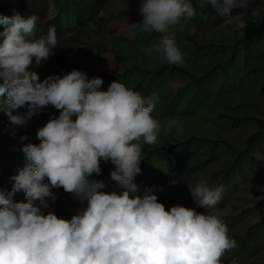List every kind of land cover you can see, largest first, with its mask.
I'll use <instances>...</instances> for the list:
<instances>
[{
    "label": "clouds",
    "instance_id": "9594fccd",
    "mask_svg": "<svg viewBox=\"0 0 264 264\" xmlns=\"http://www.w3.org/2000/svg\"><path fill=\"white\" fill-rule=\"evenodd\" d=\"M248 4L201 0L199 7L230 17ZM139 13L142 21L131 28L160 34L149 51L169 65H183L176 29L183 31L197 16L192 0H142ZM201 18L207 20L203 13ZM37 21L35 14L0 15V111L10 125L20 126L49 105L60 112L38 129V145L22 146L25 165L12 177V190H0V264H221L225 252L238 245L220 218L179 204L166 209L151 190L137 194L143 146L156 144L165 129L151 115L158 96L145 98L117 80L103 90L102 78L89 79L77 69L41 80L29 70L33 60L39 66L59 41L54 27L37 37ZM176 124L169 119L167 130ZM101 161L114 166L110 178L122 191H104L103 180L91 179L101 174ZM55 188L86 207L70 219L43 212L49 208L46 198L56 200ZM189 188L205 209L215 206L223 191L206 180ZM19 191L26 202L14 201Z\"/></svg>",
    "mask_w": 264,
    "mask_h": 264
},
{
    "label": "rangeland",
    "instance_id": "374dc122",
    "mask_svg": "<svg viewBox=\"0 0 264 264\" xmlns=\"http://www.w3.org/2000/svg\"><path fill=\"white\" fill-rule=\"evenodd\" d=\"M58 1L62 3L63 0ZM91 1L93 0H89ZM47 2L48 15L52 18L57 13L58 5H55L56 0ZM200 2L201 0H192L194 6H199ZM141 3L142 0H111L92 25L67 34L61 44L69 68L87 73L90 79L95 73L117 74L126 68L140 67L158 71L164 66H174L163 60L160 54L149 51L159 43V33L131 28V23H139L143 19L139 13ZM206 7L210 6L206 5L204 8ZM248 17V11L244 10L216 24L211 19H202L197 11V16L183 25V31L180 26L176 29L175 42L184 55L185 63L175 67L183 72H166L162 79L158 78L150 83L153 85L151 88L147 86L149 80H153V74L134 72L128 82L129 88L139 91L145 98L152 94L158 96L151 115L165 126L156 144L143 146V159L148 151L192 137L219 142V155L210 163L206 161L212 154L213 143L200 140L172 151L153 154L147 166L145 181L157 186L158 200L166 209L179 204L215 215L227 225L229 236L235 240L237 236L246 235L250 227L260 221V214L254 210V206L264 199V138L261 147L243 159L242 172H234L225 184H221L222 195L215 206L206 209L200 207L194 201L189 187H194L200 180H206L210 187L217 188L224 178L223 170L231 165L237 155L235 150L244 149L247 138L258 130L256 119L264 120V37L261 42L248 49L243 44L237 46L244 36ZM252 19L257 22L264 19V0H255ZM70 22L74 23L75 19L71 18ZM196 44L216 47L210 52L206 51L207 48L200 51ZM186 46L189 49L184 50L182 47L187 48ZM232 56L238 63L235 67L231 63ZM220 64L227 67L230 82L223 79L225 72L221 67L213 76L212 82L202 83V92L203 88L211 86V89L207 90L208 96L201 104L187 102V99L184 103L182 98L177 105L172 104V97L180 87L196 77H202ZM111 82L102 84V89L107 90ZM51 110L52 106L49 105L33 115L37 118V126L26 134L27 139L18 140L16 137L10 140L9 145L14 148L28 143L38 145L40 141L37 131L50 120L48 112ZM18 111L23 114L27 110ZM234 118L239 120L235 121ZM245 118L252 119L244 120ZM169 119L177 121L171 130L166 128ZM28 123L29 120L25 125ZM23 126L10 125L7 115L0 111V144L12 138ZM113 167L110 161H102V172L95 175L94 180L105 182L104 191L120 192L122 187L110 178ZM134 183L137 185L136 177ZM70 196L81 205L77 211L71 210L62 202L49 204V208L42 211H52L58 217L70 219L86 207V203L81 204L73 194ZM234 251L235 248L225 252L221 263ZM243 264H264V248Z\"/></svg>",
    "mask_w": 264,
    "mask_h": 264
},
{
    "label": "trees",
    "instance_id": "16d2710c",
    "mask_svg": "<svg viewBox=\"0 0 264 264\" xmlns=\"http://www.w3.org/2000/svg\"><path fill=\"white\" fill-rule=\"evenodd\" d=\"M110 1L111 0H93L89 2V0H63L62 3H60L58 0H56L55 5H58L57 13L52 18H50L48 15L49 6L47 0H0V15L11 17L16 13H19L20 15L27 17L30 14H35L38 17L36 25L37 37H39L40 35H46L49 28H55L59 43L56 48L53 49L54 55H50L49 58L47 60L42 61L39 66H37L35 64V60H33V63L29 69L30 71L38 73L40 79L43 80L45 77L50 75H63L72 71L65 61L64 54L62 52L63 46L61 44V41L67 34L71 32L73 33L75 31L79 32L82 28L92 25L98 17L99 13L106 6H108ZM254 5L255 0H249L247 8L234 9L232 15L230 16L232 17L238 13H241L244 10L248 11L249 17L244 26V36L239 41L237 45L238 47L239 45L243 44V46L248 49L252 45L261 42L264 37V19L261 22H257L252 19ZM195 7L197 8V11L200 12V14L203 13V15L207 16L208 19L213 20V22L216 24L230 18L221 17L217 15L211 9V7L200 8L198 5H195ZM71 18L75 19L74 23L70 22ZM2 30L3 28L2 26H0V31ZM195 46H197L198 50L200 51L207 48V52H210L211 50L213 51V49L216 47L215 45L199 46L197 44ZM195 46H193V48H195ZM182 48L184 50L189 49L188 47ZM191 50L192 49L190 48L189 51ZM246 58H248L247 55ZM230 59L232 66H237L238 63L236 62L234 56H232ZM221 67L223 68V72H225V76L223 77V79L227 82H230L229 78L227 77V67L223 64H220L214 69L207 71L206 74L202 77H196L193 80L189 81L185 86L180 87L172 97V100H174L172 104L177 105L179 101H181V98L182 101L184 100V103L187 99V102L201 104L203 100H205L208 96L207 90L209 88L211 89V86L209 88H203L202 90L204 91L202 92V83L206 84V82L210 80L212 82L213 76ZM134 72H141L143 74H153V80H149L147 86L151 88L153 86L151 85L152 82H155L158 78L162 79L165 76L164 73L170 72V74H179L183 71L175 66H164L158 71H151L148 69L135 67L126 68L123 72L117 74H111L106 72L95 73L91 78L98 76L102 78L103 84L105 82H113L114 80H117L118 82L124 84L126 87H129L128 82ZM21 109L27 110L26 107ZM59 115L60 112L52 106V110L48 112V116L50 117V119L58 118ZM247 119L251 120L252 118H245L244 120ZM234 120L238 121L239 119L234 118ZM256 120L259 125L258 130L249 138H247L244 149L235 150L237 151V155L232 161L231 165H229L223 170L224 178L217 187H222L223 185L221 184H225V181L228 180L232 176V174H234V172L241 173L243 159L249 157L255 149L261 147V142L264 138V120ZM36 126L37 118L32 116L29 119V123L27 125H24L21 129H19L12 138L0 144V190L10 192L14 185V180L12 179V177L17 175L18 169L23 168L25 165V157L23 152L21 151L22 147H11L9 145L10 140L16 137V139L21 140V137H25L26 134L31 129H34ZM195 140L213 143L212 154L210 158L206 161V163H210L215 158H217V156L219 155L217 152V145L219 144V142L207 138L192 137L187 140L180 141L176 144L163 146L161 148L148 151L146 157L140 163L141 172L136 176L137 186L139 189V192L137 194L143 195L145 191L151 190V192L157 195L158 197L159 190L157 186H154L153 183L150 184L149 182L145 181V173L147 172V166L153 154L172 151L177 147L188 145ZM94 178L95 175L91 177V179ZM53 192L56 194L57 198L55 201H52L51 198H46L48 204H52L54 202H62L68 208L74 211H77L81 208V205L76 203V201L70 196V194L66 193L62 188H55L53 189ZM13 199L16 202H26L23 191L16 192L13 196ZM36 203L38 204L39 202L37 201ZM254 210L259 212L260 221L252 225L246 235L236 237L238 246L235 248L234 253L229 255L221 264H233L234 261L235 264H243V262L250 259L260 249L264 248V199L260 200L254 206Z\"/></svg>",
    "mask_w": 264,
    "mask_h": 264
}]
</instances>
